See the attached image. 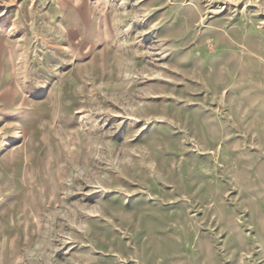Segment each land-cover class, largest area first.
Instances as JSON below:
<instances>
[{"label":"rangeland","instance_id":"374dc122","mask_svg":"<svg viewBox=\"0 0 264 264\" xmlns=\"http://www.w3.org/2000/svg\"><path fill=\"white\" fill-rule=\"evenodd\" d=\"M0 264H264V0H0Z\"/></svg>","mask_w":264,"mask_h":264}]
</instances>
